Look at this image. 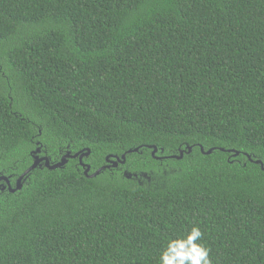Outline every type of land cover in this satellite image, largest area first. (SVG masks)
Instances as JSON below:
<instances>
[{"label":"trees","instance_id":"trees-1","mask_svg":"<svg viewBox=\"0 0 264 264\" xmlns=\"http://www.w3.org/2000/svg\"><path fill=\"white\" fill-rule=\"evenodd\" d=\"M38 146L124 162L0 188V264H159L193 226L264 264V0H0V176Z\"/></svg>","mask_w":264,"mask_h":264},{"label":"clouds","instance_id":"clouds-1","mask_svg":"<svg viewBox=\"0 0 264 264\" xmlns=\"http://www.w3.org/2000/svg\"><path fill=\"white\" fill-rule=\"evenodd\" d=\"M202 238L198 226L169 238L160 253L159 264H212L210 249L201 242Z\"/></svg>","mask_w":264,"mask_h":264},{"label":"water","instance_id":"water-1","mask_svg":"<svg viewBox=\"0 0 264 264\" xmlns=\"http://www.w3.org/2000/svg\"><path fill=\"white\" fill-rule=\"evenodd\" d=\"M189 149H190V147H189ZM38 150H39V146H38L36 149H34V150L32 151L33 161H32V163H31V165H30L29 167H27V168H26V169H25V170H24V171H23V172H22V173H21L16 179H15L14 186L11 185L8 176H4V175H1V176H0V181L3 180V181L5 182V184H3V183L1 184V189H5V187H7L9 191L14 192L15 190L21 188L23 177H24V176H25V175H26L31 169L35 168V167H36L37 165H39L41 162H44L45 166H47V167L53 169V168L60 167V166H62L63 164H65V163L67 162L68 158H75V157L78 156V158H79V162L82 164V166H83V168H84V174H85L86 176H89V177H93V176H95V175L98 174V173L100 172V170L103 169L104 167L116 166L117 163H118V161L124 162V154L121 155V158H122V159L119 158V157H117V156L115 157V159H114V158H113V159H110L109 156H112V155H107L106 158H105V160H106L108 163H107L106 165H103V166L99 167V168L96 169L93 173L88 174V170L90 169V166H89L88 164L82 162V157L88 156V155L90 154V149H89V148H85V150H81V151L76 152V153H74V154H70L69 152H67V153H65V154L61 157V159H60L58 162L53 163V164H50L49 159H48L47 156H40V157H39V156L36 154V152H37ZM128 151H129V152H131V151H137V148L130 149V150H128ZM154 151H156V148H155V147H154ZM201 151L204 152L202 147H201ZM210 151H211V149L207 150L205 153H209ZM227 151H233V150H230V149H229V150H227ZM237 154H238V152L235 151V152H234V155H237ZM182 155H183V152L180 151V155H179V157H181ZM246 156L250 159L249 155H246ZM250 160H251V159H250ZM255 161L258 162V163L260 164L261 169L264 170V165H263L262 161H261V160H255Z\"/></svg>","mask_w":264,"mask_h":264},{"label":"flooded vegetation","instance_id":"flooded-vegetation-1","mask_svg":"<svg viewBox=\"0 0 264 264\" xmlns=\"http://www.w3.org/2000/svg\"><path fill=\"white\" fill-rule=\"evenodd\" d=\"M36 154L40 157V156H43L42 154H41V150H40V147H39V150L36 152ZM75 158H77L78 159V163L82 166V164L79 162V158H78V156L77 157H75ZM82 162H83V157H82ZM83 163H85V162H83ZM83 167V166H82ZM5 184V182L3 181V180H1L0 181V188H1V184Z\"/></svg>","mask_w":264,"mask_h":264},{"label":"rangeland","instance_id":"rangeland-1","mask_svg":"<svg viewBox=\"0 0 264 264\" xmlns=\"http://www.w3.org/2000/svg\"><path fill=\"white\" fill-rule=\"evenodd\" d=\"M44 156V155H43Z\"/></svg>","mask_w":264,"mask_h":264}]
</instances>
